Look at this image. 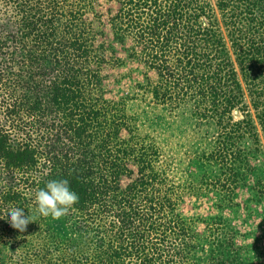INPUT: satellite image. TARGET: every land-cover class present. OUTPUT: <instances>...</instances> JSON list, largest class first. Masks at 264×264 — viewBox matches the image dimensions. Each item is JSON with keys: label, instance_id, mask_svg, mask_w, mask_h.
<instances>
[{"label": "trees", "instance_id": "16d2710c", "mask_svg": "<svg viewBox=\"0 0 264 264\" xmlns=\"http://www.w3.org/2000/svg\"><path fill=\"white\" fill-rule=\"evenodd\" d=\"M112 43L154 72L143 88L154 104L186 107L213 130L202 154L219 170L211 187L230 195L240 187L248 154L260 151L257 125L264 137V0H0V215L25 201L32 226L62 224L70 236L59 264H237L231 240L205 249L181 214L194 188L167 179L140 114L90 98L101 70L122 63ZM12 169L23 174L18 183ZM52 179L68 180L79 197L59 219L39 215L34 201ZM14 258L0 252V264Z\"/></svg>", "mask_w": 264, "mask_h": 264}, {"label": "rangeland", "instance_id": "374dc122", "mask_svg": "<svg viewBox=\"0 0 264 264\" xmlns=\"http://www.w3.org/2000/svg\"><path fill=\"white\" fill-rule=\"evenodd\" d=\"M108 6L112 9L116 7L113 2ZM102 9L103 3H99L94 11L101 14ZM219 26L231 55L225 33L220 24ZM117 46L112 43L116 57L120 58L122 63L112 64L101 70V87L97 93L92 92L90 98L94 100L100 96L99 103L108 111L113 103L117 102L120 106L124 104L128 116L140 114L139 132L153 137L160 147L167 168V179L176 186L191 184L194 188L191 195H183L179 210L192 222L193 230L199 233L205 249L210 248L217 237L224 240L223 244L231 240L235 249L231 256L235 257L237 264H264V137L254 118V111L237 67L235 66L237 77L244 89L248 112L255 119L261 147L255 154H248V144H241L243 155L248 154L251 157L250 169L241 173L243 177L239 183L240 187L230 195L211 187L209 180L218 178L219 170L202 159V154H207L211 149L213 130L195 122L186 107L175 110L168 105L154 104L143 90L149 82L153 83L156 79L154 72L148 71L142 63L126 59ZM87 91L85 92L88 94ZM101 100H104V103ZM241 118L242 114L237 112V118L234 119ZM1 165L0 159L2 173ZM12 172L14 178H22L23 174L20 172L13 169ZM23 204L26 207H23V210L29 213L30 205L26 206L28 203L25 201ZM68 236L70 235L62 224H51L49 219L36 226H32L30 221L23 232L17 229L14 232L8 231V228L6 230L0 220L1 256H16L13 260L5 261V264H17L16 259L20 260L19 264H59L56 256ZM10 246L14 247V252H11ZM44 247L48 250L46 258H42L41 251L39 256H36L35 252ZM205 253L200 252L197 256H205Z\"/></svg>", "mask_w": 264, "mask_h": 264}, {"label": "clouds", "instance_id": "9594fccd", "mask_svg": "<svg viewBox=\"0 0 264 264\" xmlns=\"http://www.w3.org/2000/svg\"><path fill=\"white\" fill-rule=\"evenodd\" d=\"M79 197L76 192L71 190L66 179L49 180L44 188L38 189L34 195L37 212L43 217L59 219L64 216L69 209L76 204ZM5 215L6 210L0 215V220H5L14 229L20 232L25 231L27 224L33 221L29 215H25L23 208L13 207Z\"/></svg>", "mask_w": 264, "mask_h": 264}, {"label": "water", "instance_id": "95a60500", "mask_svg": "<svg viewBox=\"0 0 264 264\" xmlns=\"http://www.w3.org/2000/svg\"><path fill=\"white\" fill-rule=\"evenodd\" d=\"M201 21H202L203 25H206V22H205L204 18H201ZM233 117L237 118V111L236 110L233 111Z\"/></svg>", "mask_w": 264, "mask_h": 264}]
</instances>
